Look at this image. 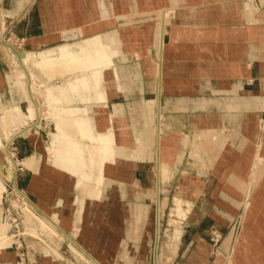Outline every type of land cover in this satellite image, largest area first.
I'll list each match as a JSON object with an SVG mask.
<instances>
[{
	"label": "crops",
	"instance_id": "1",
	"mask_svg": "<svg viewBox=\"0 0 264 264\" xmlns=\"http://www.w3.org/2000/svg\"><path fill=\"white\" fill-rule=\"evenodd\" d=\"M260 2L0 0L11 38L22 52L36 55L33 62L40 59L35 66L48 60L45 74L43 67L36 70L39 104L44 101L43 85L60 87L65 79L77 82L95 75L83 93L76 92V101L64 105L68 114L55 121L47 109L46 132L33 130L36 135H19L14 141L20 166L27 172L22 186L35 209L93 263L124 264L122 257L128 264H147V255L142 259L141 253L149 252L152 205L163 202L172 189L184 202L182 225L195 232L183 246L189 253L185 264H264ZM92 56L97 66L83 68ZM5 62L0 50V109L3 104L21 107L27 103L24 82L19 93L23 101H17L11 91L19 86L13 84ZM75 173L85 180L105 181L110 190L97 201L83 199ZM244 199L248 209L242 211L239 203ZM107 203L113 205L111 211L121 210L118 220L113 218L124 223V230L110 229L101 221L96 225L99 214L103 218L106 212L94 217L88 207ZM76 208H82L78 229L73 227ZM179 209L177 225L184 217ZM238 213L240 232L234 238L231 228ZM206 226L223 233L218 247L212 249ZM153 234L158 235V228ZM103 249L99 256L91 254ZM17 253L9 260L11 251L1 248L0 264H18ZM33 256L40 257L36 252ZM54 257L62 263H38H64Z\"/></svg>",
	"mask_w": 264,
	"mask_h": 264
},
{
	"label": "rangeland",
	"instance_id": "2",
	"mask_svg": "<svg viewBox=\"0 0 264 264\" xmlns=\"http://www.w3.org/2000/svg\"><path fill=\"white\" fill-rule=\"evenodd\" d=\"M0 18L3 19L4 23V28L2 30V37L4 39V42L9 44L11 47H13L17 52H22L21 47L18 45V43L11 38V32L7 27V24L5 23V13L1 10L0 7ZM0 50L4 53V58H6L5 62L7 64V68H9V72L14 75L15 72H21L20 67L17 60V57L11 50H7L6 48L2 47L0 45ZM14 54V56H13ZM42 54V53H41ZM40 53L38 54V57L41 55ZM36 55H34L35 57ZM35 59V58H34ZM39 60H34V62H38ZM18 64V65H17ZM25 67V66H23ZM57 67V66H56ZM6 68V70H7ZM19 68V70H18ZM16 70V71H15ZM14 78V76H13ZM21 82H24L25 84V77L21 76L20 77ZM17 80L14 78L13 84L16 86ZM37 82H33V88H31V95L33 96V101L35 102L36 108L39 110L38 111V118L40 119H32L31 122L27 121L23 125H17L19 124V119L16 116H13V122L11 123L10 121L4 125V129L7 130H12L11 133L13 134H8L3 132L0 129V221L2 223H6L8 225V236L10 235L11 237V256L7 257L9 260H13L15 251L18 252L16 256L19 259L18 264H39L40 261H46L47 260H55L56 262H60L56 257H54L50 251L47 250L42 244V241L45 242V245L50 246L53 248L51 243V239L47 236V232L45 230L41 231V228L38 227H33L31 226L32 231L26 230V217L29 216L28 214L32 213L34 216L38 218H43V216L35 209L33 203L27 196L25 188L22 186L23 180L27 177V172L23 170V168L20 166V163L18 161L19 159V151H18V146L15 145L14 141H19L18 139L19 135H16L19 131H23V129L30 125L31 123L39 121V125L34 127V129H31L30 131H24L26 132L25 134L30 133L32 134V131L34 130L35 132H40L44 133L48 129L49 125V116L46 114L47 107L43 104H45V101L49 98V96L46 95L45 90H53L56 91V89H62L63 85L66 82V79L61 83L62 86L60 87H53V86H46L43 85L42 88L44 90V101L43 104H39V102L42 100L41 97V92L40 89L37 91ZM13 85V86H14ZM23 89V88H22ZM40 100V101H39ZM39 101V102H38ZM39 108H38V107ZM4 111L6 110H12L15 112L16 106L13 104L9 107H6L3 104ZM45 113V114H44ZM8 120L11 118L10 113H6ZM15 115V114H13ZM17 118V119H15ZM20 126V127H19ZM18 130V131H17ZM17 131V132H16ZM15 132V133H14ZM22 135V134H21ZM24 135V134H23ZM29 135V134H28ZM36 135V134H32ZM38 139V138H37ZM37 139H34L36 142ZM41 139V138H40ZM44 141V139H42ZM6 153V154H5ZM9 153V155L7 154ZM11 162L10 163V159ZM74 174V173H73ZM78 178V183H77V189H80L82 198H87L90 200H99L102 194L106 192L107 184H105V181L99 180V181H93L92 178H88V180L84 181L82 180L80 174L77 175L75 174ZM110 190V188H109ZM104 191V192H103ZM174 191L172 189H169L163 196H165L163 202L157 201V206L152 205V211L150 215V219L148 221L149 226L152 230V236L151 242H150V247H149V252L144 253L142 251L141 253V258L145 259V254L147 255V264H185L186 261V256L189 253H186L183 251L184 247L186 244L191 242V240L195 237V232L192 231V228L188 226V229L185 228L183 224L185 215H186V210L183 207L184 202L178 198H175L176 195L173 193ZM158 195V194H157ZM236 195V194H235ZM237 196V195H236ZM162 200V197H159ZM24 200V201H23ZM77 201H82L78 200ZM79 202V204H80ZM92 202V201H90ZM175 202V203H174ZM245 199L239 203V209L242 211H245L248 209V203H244ZM26 204V205H25ZM243 204H246L245 207H243ZM111 204H104L101 208H91L88 207L89 211H91L92 214H94V217H96L99 213H105L104 217L101 218L102 214H99V218L97 220V224L101 226V223H105L103 226H107L110 229H123L124 228V223L119 220V222L116 221V218L114 219L113 217H117L118 220V214H121V210L118 208L113 209L111 211L110 207ZM186 205L189 206L187 203ZM113 206V205H111ZM79 207H82L81 204ZM106 207V208H105ZM180 208L179 210L184 213V217L182 218V221L178 224L177 231L174 232V229L176 228L175 223L178 221V217H176L177 213V208ZM91 209V210H90ZM189 210V208H187ZM97 210L96 212H94ZM82 211V208H76L75 213H76V219L73 222V227L77 226V229L79 228V223H80V212ZM39 213V214H38ZM108 213V214H107ZM39 215V216H38ZM87 216H90V212L87 214ZM240 214L238 213L236 217H234L233 222H232V231L233 234L232 236L235 238L239 232H240ZM55 217V216H54ZM56 218V217H55ZM159 218V219H157ZM57 219V218H56ZM187 222V221H186ZM77 224V225H76ZM94 224V223H93ZM174 225V226H173ZM181 227H182V234H181ZM235 227V228H234ZM158 228V237L156 239V236L154 237V229ZM124 230V229H123ZM76 231V230H74ZM133 231V230H132ZM205 233L207 234L208 239L211 242V247L216 248L218 247L220 243V239L223 237V233L219 232L218 230L214 229L212 226H206L205 228ZM122 232V230H120ZM25 233V234H24ZM40 233V234H39ZM123 233V232H122ZM179 233V234H178ZM58 234H60L58 232ZM133 234H136V231H133ZM31 235V236H30ZM33 235V236H32ZM36 235V236H35ZM156 235V233H155ZM35 236V237H34ZM37 237V238H36ZM131 236L130 238H132ZM155 238V240H154ZM39 239V240H38ZM47 239V240H46ZM50 241H49V240ZM155 242V246H154ZM179 243V249L176 250V245ZM38 244L41 245L39 247L40 249L34 250L33 247L36 246L38 247ZM59 249L61 251L62 249L66 248L67 246V240L64 238L62 239L61 243L59 244ZM85 246V245H84ZM154 246V248H153ZM184 246V247H183ZM42 248V249H41ZM44 248V249H43ZM157 248L156 252H154V249ZM144 249V248H143ZM146 249V248H145ZM153 249V252H152ZM63 250V251H64ZM61 251V252H63ZM91 251V250H89ZM105 249L102 250V253L98 252V254H95V252H91L93 256H99L103 254ZM38 253L40 257H35L33 256L34 254ZM213 255V252H212ZM85 260L87 261L86 257L84 256ZM124 264H128V258L127 261H125L124 258L120 257L119 258ZM39 262V263H38ZM89 264V262H82L80 261L79 264ZM11 264V263H8ZM64 264V263H63Z\"/></svg>",
	"mask_w": 264,
	"mask_h": 264
},
{
	"label": "bare ground",
	"instance_id": "3",
	"mask_svg": "<svg viewBox=\"0 0 264 264\" xmlns=\"http://www.w3.org/2000/svg\"><path fill=\"white\" fill-rule=\"evenodd\" d=\"M261 4L264 5V0H260ZM1 17V16H0ZM4 21L0 18V45L4 48H6L7 50H11L15 56L17 57V62L19 64L18 67H20V71L21 72H15L14 73V78L15 80H17V85L19 87L16 88V90L14 91H11V96H16L15 99L17 101L19 100H22V95L19 94L20 92H22V83L21 80H20V77L23 76L25 77L26 79V82L24 84L25 86V89H24V93H25V97H24V102H27L29 104H25V105H22L21 107H16L15 108V112H12L11 110H6L4 111V109H7V108H4L3 109H0V112H2L3 116L1 117L0 116V129L2 127L3 129V132H5L6 130L4 129V125L6 123H4L6 121V113H10L11 114V118L9 119V121H12L13 122V116H16L20 121H19V124L17 125H23L25 122L29 121L31 122L32 119L34 120L35 118L37 119L38 118V109L36 108V105H35V102L33 101V96L31 95V88H32V85H31V79H35L34 81H38V74H37V66H40L41 68L43 67L42 69V73L45 74L46 71L48 70L47 66H48V60L46 58H44L41 63H39V65L35 66L34 62H33V53L31 54H28V53H23V52H17L13 47H11L9 44L5 43L4 42V39L1 35L2 33V30L4 28ZM44 41V40H43ZM84 42V41H83ZM64 48V47H63ZM59 49V48H58ZM66 51V50H65ZM70 51V50H69ZM58 53L59 50H58ZM62 53V52H61ZM70 53V52H69ZM72 53V52H71ZM84 53V52H83ZM13 54V56H14ZM76 54V53H75ZM98 54V53H97ZM158 55V54H157ZM56 56V55H55ZM82 56V54H81ZM56 59V58H55ZM64 59V58H63ZM95 57L92 56V59L89 63H87V60L85 59L83 65H86V66H82L83 68L86 67L88 68L89 66L90 67H94L97 66L95 63ZM36 63V62H35ZM73 63V62H72ZM17 64V65H18ZM77 64L80 65L81 64V61H77ZM25 66V67H23ZM75 66V65H74ZM39 67V68H40ZM45 67V68H44ZM89 67V68H90ZM157 67V66H156ZM104 68V67H103ZM93 69V68H92ZM19 70V68H18ZM77 70V69H75ZM87 70V69H86ZM16 71V70H15ZM89 71V70H87ZM71 73V72H70ZM69 73V74H70ZM79 73V72H78ZM86 73V72H85ZM77 74V73H75ZM81 75V74H80ZM79 75V76H80ZM72 76V75H71ZM84 76V75H83ZM51 78V77H50ZM76 78V77H75ZM74 78V79H75ZM91 78H93L95 80V75L93 77V74H90V75H87L85 78H81L79 79L77 82H72L70 80H67L65 82V84L63 85V88L62 90L60 89H57V92H54L53 90H46V95L49 96V98L46 100V107L48 109V111H51L53 116H54V119L55 121H57L58 117L60 116H63L64 114L66 115V113L68 114L69 110L67 108H65L64 105H67L69 103V101H76V92L78 93L79 92H82L86 89V87L91 83L90 80ZM44 82V81H43ZM42 82V83H43ZM89 82V83H88ZM49 92H51L52 94H50ZM96 93V92H95ZM83 95V94H82ZM98 98V97H97ZM80 103V102H79ZM45 105V104H44ZM99 105V104H98ZM46 113H48L46 111ZM15 114V115H13ZM64 115V116H65ZM15 118V119H17ZM64 118V117H63ZM39 119V118H38ZM40 120V119H39ZM157 121V120H156ZM58 123V122H57ZM56 123L55 125V128L58 129V124ZM68 123V122H67ZM94 123V122H93ZM39 125V121L37 122H34V123H31L30 125L26 126L23 131H19L17 134L18 135H23L25 134L26 132L24 131H30L31 129H33L34 127L38 126ZM89 125V124H88ZM258 126L260 128V131L263 133L264 132V118L259 121L258 123ZM20 127V126H19ZM79 127H85L84 124H80ZM12 130H8L6 133H7V136L8 134H12L11 133ZM18 131V130H17ZM16 131V132H17ZM63 131V130H62ZM61 131V132H62ZM86 132V131H85ZM84 132V133H85ZM15 133V132H14ZM28 133V132H27ZM63 133V132H62ZM158 133V132H157ZM16 134V135H17ZM13 135V134H12ZM49 137V136H48ZM88 138V137H87ZM51 139V137H50ZM67 140V138H66ZM97 141V140H96ZM54 144V143H53ZM67 145V144H66ZM54 147V146H53ZM48 148V147H47ZM55 148V147H54ZM106 148V147H105ZM104 148V149H105ZM259 149V148H258ZM66 150V149H65ZM102 152V151H101ZM112 152V151H111ZM106 153V151H105ZM6 154V153H5ZM9 155V153H7ZM80 156V155H79ZM106 156V155H105ZM74 157V156H73ZM77 157V156H76ZM107 157V156H106ZM79 158V157H78ZM104 158V157H103ZM10 159V163L11 162V158H8ZM81 159V157H80ZM82 160V159H81ZM95 160V159H94ZM107 160V159H106ZM85 161V160H84ZM93 162V161H92ZM103 162H104V159H103ZM81 164V163H80ZM253 164V163H252ZM69 166V165H68ZM75 167V166H74ZM80 167V166H79ZM77 170V169H76ZM76 174V173H75ZM95 181V179H94ZM248 190V189H247ZM157 191V189H156ZM246 196V195H245ZM24 201V200H23ZM175 203V202H174ZM246 203V201L244 202ZM26 205V204H25ZM246 204H243V207H245ZM126 209V208H125ZM135 209V208H134ZM138 210V209H137ZM126 211V210H125ZM124 211V213H126ZM131 211V210H130ZM33 213V212H32ZM28 214L29 216L26 217V230L28 231H32V228L31 226L33 225V227H38V228H41V231L45 230L47 232V236L51 239V243L53 248H51L50 246L48 245H45V242L42 241V245H44L47 249H49L53 254L54 256L56 255L60 260H62L65 264H79L80 261L82 262H89V264H95L93 263L92 261H90L89 259H87V261L85 260L84 258V255L81 253V251L79 250L78 246H76L75 242L69 238V237H65L61 234H58V231L56 230V227L53 223V221L48 218V217H43V218H38L36 216H34L33 214ZM135 213V212H134ZM39 214V213H38ZM131 214V213H130ZM133 214V213H132ZM178 214V213H177ZM134 215V214H133ZM39 216V215H38ZM181 217V216H179ZM240 217V216H239ZM133 218V217H132ZM130 219H131V216H130ZM138 219V218H137ZM180 220V219H178ZM139 224V223H138ZM57 225V224H56ZM174 226V225H173ZM176 228L174 229V232L177 231V227L178 225L175 224ZM134 227V226H133ZM135 228V227H134ZM138 228V227H136ZM235 228V227H234ZM37 229V228H36ZM43 229V230H42ZM178 232V231H177ZM25 234V233H24ZM40 234V233H39ZM179 234V233H178ZM31 236V235H30ZM33 236V235H32ZM36 236V235H35ZM34 236V237H35ZM157 237V236H156ZM37 238V237H36ZM66 239L67 240V246L64 250V248L62 249L61 247V252L60 249H59V244L61 243L62 239ZM77 239V238H76ZM75 239V240H76ZM157 239V238H156ZM39 240V239H38ZM47 240V239H46ZM49 240V239H48ZM50 241V240H49ZM82 241V240H80ZM156 241V240H155ZM10 242H11V237L10 235L8 236V225L6 223H2L0 221V250L1 248H6L8 251H11V246H10ZM80 244V243H79ZM230 244V243H229ZM84 249V248H83ZM88 249V248H87ZM90 249V248H89ZM85 252V251H84ZM89 253V252H88ZM3 255V254H2ZM229 256V255H228ZM4 257V255H3ZM92 257V256H91ZM229 258V257H227ZM95 259V258H94ZM1 263V262H0ZM84 264V263H83Z\"/></svg>",
	"mask_w": 264,
	"mask_h": 264
}]
</instances>
